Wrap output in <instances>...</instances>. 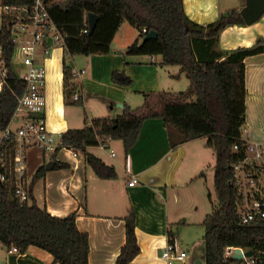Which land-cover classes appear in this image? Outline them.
Here are the masks:
<instances>
[{
    "label": "trees",
    "instance_id": "16d2710c",
    "mask_svg": "<svg viewBox=\"0 0 264 264\" xmlns=\"http://www.w3.org/2000/svg\"><path fill=\"white\" fill-rule=\"evenodd\" d=\"M246 1L241 0L242 7ZM0 4L32 11L35 1L0 0ZM49 13L65 35L64 48L70 56L111 53L114 38L124 21L137 28L141 38L155 30L157 38L145 43L136 41L128 48V54L160 55L163 65L180 66L190 80L187 91L147 92L139 107L126 106L121 115L98 118L89 126L69 129L62 135V143L84 152L87 162L99 174L111 177L103 172L108 169L106 165L88 151L89 147L98 145V136L102 134L122 140L126 154L137 143L143 125L149 119L164 121L172 146L207 137V146L216 154L214 190L219 206L206 216L202 224L205 227L206 264H247L245 259L226 256L228 247L252 249L253 255L264 257V217L250 223L242 222L232 167L246 155L243 137L247 122L245 60L263 53L264 45L258 41L253 46L230 52L217 47L220 33L225 28L246 25L241 9H230L208 24L190 19L184 0H53ZM89 13L99 16L92 32ZM14 19L13 12H3L0 44L9 67H12L15 47L12 41ZM86 29L89 31L84 32ZM63 74L65 100L71 103L76 92L73 85L75 75L66 62ZM112 80L122 86L132 83L122 71H114ZM9 83V87L0 93V132L10 124L25 86L14 73L10 74ZM85 121L88 123L87 118ZM57 152L52 155L54 168L67 167L56 160ZM6 153L7 180L0 181V244L21 254L32 246L42 248L57 264H89V234L79 229L77 212L58 217L37 203L34 185L46 173V168L42 166L34 174L28 187L29 200L22 202L16 194L11 141L7 143ZM125 220L126 243L115 264H130L141 252L133 209ZM176 238L172 225L169 240L174 243Z\"/></svg>",
    "mask_w": 264,
    "mask_h": 264
},
{
    "label": "crops",
    "instance_id": "0c3cea01",
    "mask_svg": "<svg viewBox=\"0 0 264 264\" xmlns=\"http://www.w3.org/2000/svg\"><path fill=\"white\" fill-rule=\"evenodd\" d=\"M184 7L189 18L200 24L214 22L230 9L243 8L241 0H184ZM4 11L0 4V35ZM118 32L109 54L70 56L65 48L53 45L52 54L44 59L47 68L45 117L49 130L58 136L69 129L89 126L95 119L121 115L126 106L139 107L144 103V93L178 92L182 90L178 88L190 86V80L183 78L186 74L181 67L163 65L160 55H154V59L152 55H129L128 48L137 41V36L129 41L118 40ZM258 41L264 45V15L251 25L225 28L217 47L230 52ZM65 62L75 75L73 85L80 97L78 104L75 95L71 103L65 100ZM245 63L247 122L243 137L264 143V52L248 57ZM82 70L86 73H81ZM114 71L124 72L132 83L115 84ZM19 124L20 119L16 118L12 128L16 129ZM197 141L198 138L172 146L164 121L149 119L128 154L122 140L111 139L108 150L98 145L88 148L106 165L108 169L103 172L111 177L99 174L81 150L76 157L71 149H60L56 160L67 167L55 169L53 156L34 148L27 155V178L30 184L40 167L46 168L52 163L35 183L34 196L39 206L46 207L55 216L66 217L77 212L79 229L89 234V264L116 263L126 243L125 218L132 209L141 252L130 264H165L161 252L169 241L171 226L180 222L182 226L202 225L209 214L202 211L206 198L194 183L199 174L206 176L205 171L200 172L204 165L199 157L201 152L194 148ZM111 150L116 152L115 156ZM215 162L216 158L213 167ZM133 178L137 182L129 186ZM0 247L3 264H57L39 247L32 246L23 254L1 244ZM181 250L186 251V260H177L174 264H190L189 249Z\"/></svg>",
    "mask_w": 264,
    "mask_h": 264
},
{
    "label": "built area",
    "instance_id": "2783aa9c",
    "mask_svg": "<svg viewBox=\"0 0 264 264\" xmlns=\"http://www.w3.org/2000/svg\"><path fill=\"white\" fill-rule=\"evenodd\" d=\"M34 8L13 9L3 7L6 12H13L15 19L12 24V41L14 53L12 67H9L4 58L3 47L0 44V93L9 87V77L14 73L24 82V91L18 97V105L10 124L0 132V181L7 180V143H13L14 158L13 169L16 173V194L22 202L29 200V181L27 178V155L34 148L41 149L43 153L53 155L60 149H71L74 156L79 150L62 143V136H58L48 128L45 117L47 104L45 88L47 85V68L44 59L52 54V47H65V35L53 22L49 13V6L53 0H34ZM86 29L84 32H88ZM146 32V30H144ZM152 55V59H154ZM81 73H86L82 70ZM79 100L78 94L74 96ZM20 119L16 129L12 122ZM111 136L102 134L98 136V146L104 150L110 147ZM246 155L239 158L232 165L234 183L239 197L238 211L243 223H250L257 218L264 217V143H257L245 139ZM238 146L235 145V150ZM112 156L116 155L111 150ZM130 172V170H129ZM137 180L129 181L134 186ZM238 247H228L226 256H234ZM241 248V247H240ZM243 252L247 251L243 249ZM264 256V252L262 253ZM186 251L180 245L167 242L161 252L165 264H174L175 261H185ZM247 264H264V257H245ZM0 264H3L0 262Z\"/></svg>",
    "mask_w": 264,
    "mask_h": 264
},
{
    "label": "rangeland",
    "instance_id": "374dc122",
    "mask_svg": "<svg viewBox=\"0 0 264 264\" xmlns=\"http://www.w3.org/2000/svg\"><path fill=\"white\" fill-rule=\"evenodd\" d=\"M261 18L257 21L259 22ZM139 30L133 27L128 21H124L121 25L118 32V40L129 41L131 38L137 36V41L140 43L143 41V38L140 37ZM186 76V75H184ZM187 78L188 77H183ZM184 87V86H183ZM178 92L187 91L189 89V85ZM199 141L196 142L195 150L201 152L199 157L202 159L203 168L201 171H205L206 176H201L199 174L198 178L194 181L197 186V191L200 192L203 196H205V204H203L204 209L202 211L212 213L214 209H217L219 206V202L214 190V159L216 158L215 151L213 148L205 145L208 141L207 137L198 138ZM207 146V148L205 147ZM212 163V164H211ZM199 172V173H200ZM211 192V199H208V193ZM173 231L177 235V241L181 248L189 249V257L192 262L190 264H206V240H205V227L199 223L189 224L182 226L181 224L173 225ZM2 252V248L0 247V254ZM189 259V258H188Z\"/></svg>",
    "mask_w": 264,
    "mask_h": 264
},
{
    "label": "water",
    "instance_id": "95a60500",
    "mask_svg": "<svg viewBox=\"0 0 264 264\" xmlns=\"http://www.w3.org/2000/svg\"><path fill=\"white\" fill-rule=\"evenodd\" d=\"M241 14L246 22V24L251 25L257 22L264 15V0H247L246 5L241 9ZM90 31L95 29L99 16L94 13H89L88 15ZM158 33L155 30H151L144 38L142 43H145L149 39L157 38ZM52 163L47 164L46 168L50 169ZM254 251L252 249L243 252V250L238 247L234 251V257L236 259H244L245 257L253 256Z\"/></svg>",
    "mask_w": 264,
    "mask_h": 264
}]
</instances>
